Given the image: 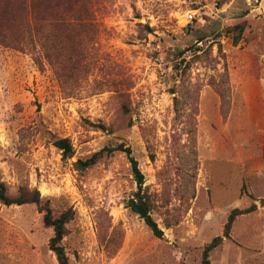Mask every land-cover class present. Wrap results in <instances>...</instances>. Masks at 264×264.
Masks as SVG:
<instances>
[{
    "label": "rangeland",
    "instance_id": "rangeland-1",
    "mask_svg": "<svg viewBox=\"0 0 264 264\" xmlns=\"http://www.w3.org/2000/svg\"><path fill=\"white\" fill-rule=\"evenodd\" d=\"M118 145L162 239L126 208L125 153L73 164ZM0 184L71 211L68 264H201L252 203L209 262L264 264V0H0ZM52 236L0 203V264H58Z\"/></svg>",
    "mask_w": 264,
    "mask_h": 264
},
{
    "label": "trees",
    "instance_id": "trees-1",
    "mask_svg": "<svg viewBox=\"0 0 264 264\" xmlns=\"http://www.w3.org/2000/svg\"><path fill=\"white\" fill-rule=\"evenodd\" d=\"M233 29L238 30L235 42L239 40V36L243 32V25H237ZM54 147L61 152L63 160H69L74 155L71 142L67 138L57 139L53 142ZM114 152L125 153L131 165V172L137 185V190L127 201L126 208L141 219L146 227L151 231L152 235L157 239L163 238V231L158 227L151 217V202L148 195L143 191L144 178L141 174L136 160L131 156V150L123 145L113 148H103L102 150L92 154L90 157L82 160L78 159L73 164L77 170H86L93 167L104 155H110ZM252 199V197H251ZM260 207L264 208V199H260ZM0 203L5 206H22L25 204H35L40 213H42L43 224L47 228H51L53 236L48 242L49 250L55 255L58 264H68V257L61 241L66 235V224L72 219L70 210L64 211L58 215H54L48 201H43L36 189L21 191L16 197H9L3 184H0ZM257 207L252 203L244 209L234 208L230 211L223 231L220 236L214 237L207 243L202 250L201 264H210L209 253L223 243L224 239L230 238V231L235 219L241 215L249 214L256 211Z\"/></svg>",
    "mask_w": 264,
    "mask_h": 264
},
{
    "label": "built area",
    "instance_id": "built-area-1",
    "mask_svg": "<svg viewBox=\"0 0 264 264\" xmlns=\"http://www.w3.org/2000/svg\"><path fill=\"white\" fill-rule=\"evenodd\" d=\"M189 18L191 19L192 18V15H189Z\"/></svg>",
    "mask_w": 264,
    "mask_h": 264
}]
</instances>
